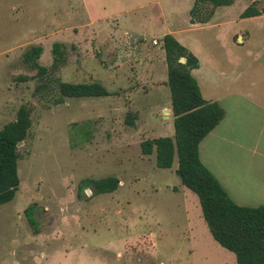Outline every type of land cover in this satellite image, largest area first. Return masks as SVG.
<instances>
[{
    "label": "rangeland",
    "instance_id": "rangeland-1",
    "mask_svg": "<svg viewBox=\"0 0 264 264\" xmlns=\"http://www.w3.org/2000/svg\"><path fill=\"white\" fill-rule=\"evenodd\" d=\"M193 4L0 0V130L24 105L33 122L19 146L20 188L0 206V264H237L182 184L178 159L162 169L141 150L147 139L175 134L162 38L171 34L204 58L218 34L190 23ZM256 4L264 9V0ZM246 6L235 0L226 9L236 16ZM57 42L67 59L54 68ZM34 46L43 47V79L24 61ZM57 81L100 82L113 95L56 105ZM109 176L120 180L115 192L80 188Z\"/></svg>",
    "mask_w": 264,
    "mask_h": 264
},
{
    "label": "trees",
    "instance_id": "trees-1",
    "mask_svg": "<svg viewBox=\"0 0 264 264\" xmlns=\"http://www.w3.org/2000/svg\"><path fill=\"white\" fill-rule=\"evenodd\" d=\"M234 2L194 0L190 11L191 23H207L217 8L231 6ZM263 12L254 2L243 12L242 18L259 16ZM162 46L166 53L167 84L171 91L175 134L173 138L160 137L143 141L142 154L155 155L156 166L162 169H171L177 158V174L182 184L198 196L213 238L235 254L237 264H264V206L236 204L200 159L201 142L224 119L225 110L218 102L204 99L199 83L192 74L193 70L200 67L199 59L171 34L162 38ZM66 48L63 43H54V68L66 62ZM42 54L43 47L34 46L24 55L25 63L37 69L41 79L49 71L40 65ZM56 89L59 94L55 100L56 105L63 104L66 99L105 98L113 95L103 84L95 81H57ZM129 122L132 123L133 118ZM32 124V111L24 105L19 108L16 120L0 130V206L14 200L20 188L21 155L18 145L27 140ZM119 186L120 180L109 176L84 180L80 188L92 189L99 195L115 192ZM27 216L31 225L36 227L31 207L27 209Z\"/></svg>",
    "mask_w": 264,
    "mask_h": 264
},
{
    "label": "crops",
    "instance_id": "crops-1",
    "mask_svg": "<svg viewBox=\"0 0 264 264\" xmlns=\"http://www.w3.org/2000/svg\"><path fill=\"white\" fill-rule=\"evenodd\" d=\"M247 1L236 16L226 9L232 5L223 6L208 23L193 24L219 28L204 58L195 52L200 67L193 74L203 97L225 110L201 142L200 159L236 204L259 207L264 206V12L242 18L258 0ZM223 9L225 15L215 19Z\"/></svg>",
    "mask_w": 264,
    "mask_h": 264
},
{
    "label": "built area",
    "instance_id": "built-area-1",
    "mask_svg": "<svg viewBox=\"0 0 264 264\" xmlns=\"http://www.w3.org/2000/svg\"><path fill=\"white\" fill-rule=\"evenodd\" d=\"M152 42H153L154 45H158V39H153Z\"/></svg>",
    "mask_w": 264,
    "mask_h": 264
},
{
    "label": "water",
    "instance_id": "water-1",
    "mask_svg": "<svg viewBox=\"0 0 264 264\" xmlns=\"http://www.w3.org/2000/svg\"><path fill=\"white\" fill-rule=\"evenodd\" d=\"M185 60L184 59H182L181 60V62H184ZM166 112H168V111H166ZM23 143H20L18 146H21Z\"/></svg>",
    "mask_w": 264,
    "mask_h": 264
}]
</instances>
